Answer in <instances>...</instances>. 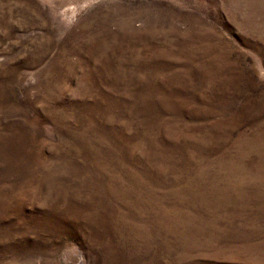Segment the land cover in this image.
Masks as SVG:
<instances>
[{
  "label": "rangeland",
  "instance_id": "rangeland-1",
  "mask_svg": "<svg viewBox=\"0 0 264 264\" xmlns=\"http://www.w3.org/2000/svg\"><path fill=\"white\" fill-rule=\"evenodd\" d=\"M0 264H264V0H0Z\"/></svg>",
  "mask_w": 264,
  "mask_h": 264
}]
</instances>
